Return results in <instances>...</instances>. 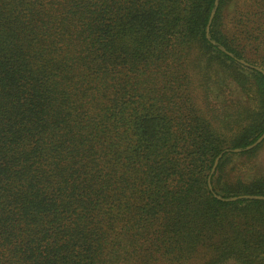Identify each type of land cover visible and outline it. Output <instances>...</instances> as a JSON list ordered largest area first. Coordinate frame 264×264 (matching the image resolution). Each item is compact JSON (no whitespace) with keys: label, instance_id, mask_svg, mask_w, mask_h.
I'll return each mask as SVG.
<instances>
[{"label":"trees","instance_id":"1","mask_svg":"<svg viewBox=\"0 0 264 264\" xmlns=\"http://www.w3.org/2000/svg\"><path fill=\"white\" fill-rule=\"evenodd\" d=\"M241 60L264 0H0V264H264Z\"/></svg>","mask_w":264,"mask_h":264},{"label":"rangeland","instance_id":"2","mask_svg":"<svg viewBox=\"0 0 264 264\" xmlns=\"http://www.w3.org/2000/svg\"><path fill=\"white\" fill-rule=\"evenodd\" d=\"M256 67L259 66L256 65ZM260 143L261 142H259L258 144ZM233 167L235 168V170H233L232 172L237 175L241 174L244 176L246 175L248 177H252L254 176V174L257 175L259 173H264V140L259 145L254 154H252L250 157L243 155L241 157H236L234 162L232 160V162L228 165V169L230 168L231 170Z\"/></svg>","mask_w":264,"mask_h":264},{"label":"water","instance_id":"3","mask_svg":"<svg viewBox=\"0 0 264 264\" xmlns=\"http://www.w3.org/2000/svg\"><path fill=\"white\" fill-rule=\"evenodd\" d=\"M213 14H214V11H212L211 14H210V16H209V19H208V22H207V25H206V34L208 33L209 23L211 22V19H212ZM241 63H243V64L246 65V66H250V67H253V68L259 70V71L262 72V74L264 75V71H263L261 68L256 67V66H253V65H251V64H249V63H247V62H244V61H242V60H241ZM263 138H264V131H263V133H262V134H261V135H260V136H259V137H258L253 143H252V144L248 145L245 149H250V148L254 147V146L257 145L259 142H261V140H262ZM231 151H233V152H238V151H240V149H239V148H234V149H231ZM220 155H221V154H219V155L216 156V158H215V160H214V162H213V165H212V167H211L210 174H212V173L214 172V170H215V168H216V165H217V163H218V160H219ZM207 183H208V187H209V189H211L210 175L208 176ZM242 197H244V196H243V195H239V196H233V197H231L230 199L234 200V199H236V198H242ZM255 197H256V198H261V196H255Z\"/></svg>","mask_w":264,"mask_h":264}]
</instances>
